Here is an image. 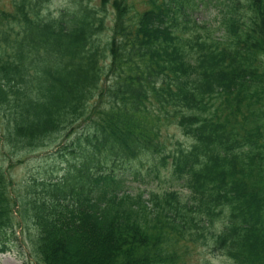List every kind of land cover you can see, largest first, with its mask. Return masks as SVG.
<instances>
[{"label":"trees","instance_id":"obj_1","mask_svg":"<svg viewBox=\"0 0 264 264\" xmlns=\"http://www.w3.org/2000/svg\"><path fill=\"white\" fill-rule=\"evenodd\" d=\"M110 1L120 35L107 86L102 48L86 39L96 24L90 7L79 1L46 20L30 14L40 0H15L13 12H0L21 27L12 66L0 63V253L19 228L35 264H187L188 242L201 240L232 264H264V0H245V20L224 16L221 38L190 35L192 0H148L175 6L180 22L169 9ZM171 124L191 144L177 140L165 153L161 128ZM60 135L75 159L14 190L13 156ZM151 154L162 166L171 159L187 200L169 189L148 199L122 192L125 172L104 162H126V171Z\"/></svg>","mask_w":264,"mask_h":264},{"label":"rangeland","instance_id":"obj_2","mask_svg":"<svg viewBox=\"0 0 264 264\" xmlns=\"http://www.w3.org/2000/svg\"><path fill=\"white\" fill-rule=\"evenodd\" d=\"M15 0H0V10L6 12H13ZM69 0H47L43 3L41 12L54 14L58 12ZM93 0L92 3H95ZM199 9L192 12V17L195 18L203 28L197 31L201 34L205 32V27H212L214 25V37L220 35L217 28L219 16L222 15V7L216 0H204V3L199 5ZM241 8L239 4L236 9ZM244 14V13H243ZM66 135H60L57 140L46 147H39L30 152H18L13 156L11 161L12 166L9 165V172L13 180L12 187L14 190H20L22 182L27 180L30 175H40L41 171L46 168V175L53 177L61 174L63 168H66L68 159H75L72 153H69L71 147L69 143L71 140H66ZM161 138L166 143V148L173 149L175 139H179L182 144L189 145L190 140L184 137L175 126H164L161 128ZM67 146L66 156L53 157L52 153L57 152L58 148ZM150 156H143L134 162H129L130 168L125 172L126 183L125 188L127 192L135 194L137 191L143 190L144 197L148 198L151 193L160 194L167 189H176L182 193V197L186 198L188 195L185 186L181 180H176L171 172L170 159L165 167H155L149 160ZM103 162V161H102ZM108 165L120 169L126 162L109 161L106 159ZM6 162V167L8 166ZM106 163L103 164V166ZM102 166V167H103ZM122 172V170H119ZM181 183V184H180ZM221 219H218L213 224V229L221 227ZM19 229V228H18ZM16 230V238L12 240L9 245V250L6 253L0 254V264H35L34 252L25 234H21L20 230ZM189 244V250L186 252L185 261L187 264H232V261L224 255L209 250L210 246L205 241H198V243ZM209 247V248H208Z\"/></svg>","mask_w":264,"mask_h":264}]
</instances>
